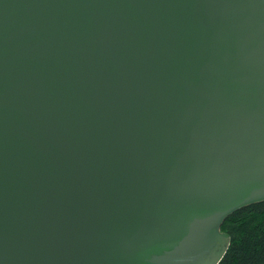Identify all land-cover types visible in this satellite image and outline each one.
<instances>
[{"label":"water","instance_id":"1","mask_svg":"<svg viewBox=\"0 0 264 264\" xmlns=\"http://www.w3.org/2000/svg\"><path fill=\"white\" fill-rule=\"evenodd\" d=\"M264 202V0H0V264H219Z\"/></svg>","mask_w":264,"mask_h":264},{"label":"trees","instance_id":"2","mask_svg":"<svg viewBox=\"0 0 264 264\" xmlns=\"http://www.w3.org/2000/svg\"><path fill=\"white\" fill-rule=\"evenodd\" d=\"M230 237L219 264H264V202L243 207L221 225Z\"/></svg>","mask_w":264,"mask_h":264}]
</instances>
